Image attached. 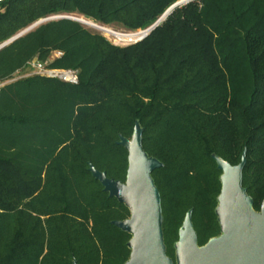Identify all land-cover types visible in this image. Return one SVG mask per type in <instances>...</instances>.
I'll return each mask as SVG.
<instances>
[{"label":"trees","instance_id":"obj_1","mask_svg":"<svg viewBox=\"0 0 264 264\" xmlns=\"http://www.w3.org/2000/svg\"><path fill=\"white\" fill-rule=\"evenodd\" d=\"M178 1L2 0L0 45L56 16L144 31ZM32 62L76 71L78 83L38 75ZM0 82V264L127 261L130 235L111 222L129 211L88 163L124 182L117 142L135 122L144 152L163 164L151 177L168 257L189 210L198 246L220 234L212 155L237 165L246 150L242 186L255 210L264 200V0H193L123 47L49 20L0 49Z\"/></svg>","mask_w":264,"mask_h":264},{"label":"water","instance_id":"obj_2","mask_svg":"<svg viewBox=\"0 0 264 264\" xmlns=\"http://www.w3.org/2000/svg\"><path fill=\"white\" fill-rule=\"evenodd\" d=\"M193 0H180L145 31V35L163 21L175 8ZM55 19H70L85 23L78 18L56 16L38 21L15 37L0 45V49L31 30L33 27ZM91 28L104 31L95 24ZM142 129L135 122L131 137L119 136L118 145L127 152L125 181L110 179L88 163L92 178L100 183L109 198H115L129 211L125 220L111 224L130 235L126 247L129 257L124 264H264V200L259 210L253 208V200L242 186V172L246 165V150L237 165H230L212 155L219 176L220 192L214 213L220 234L198 246L189 210L178 230L173 244L174 260L167 256L162 232V210L159 192L151 174L163 166L157 159L148 157L142 148ZM73 264H76L73 261Z\"/></svg>","mask_w":264,"mask_h":264},{"label":"built area","instance_id":"obj_3","mask_svg":"<svg viewBox=\"0 0 264 264\" xmlns=\"http://www.w3.org/2000/svg\"><path fill=\"white\" fill-rule=\"evenodd\" d=\"M145 31L146 30L138 31L135 33H120L121 36L119 38L114 37V39H116L115 41L122 42L124 46L135 44L147 36V34L145 35ZM53 55L54 57L58 58L62 55V53L54 52ZM31 66L35 69L38 75H41L43 77L58 80L70 85H76L78 83V75L76 71L51 69L46 66V63L41 64L38 62H32ZM2 86L3 83L0 82V90Z\"/></svg>","mask_w":264,"mask_h":264},{"label":"rangeland","instance_id":"obj_4","mask_svg":"<svg viewBox=\"0 0 264 264\" xmlns=\"http://www.w3.org/2000/svg\"><path fill=\"white\" fill-rule=\"evenodd\" d=\"M92 29H94V28H92ZM94 30H96V29H94ZM97 31H99V30H97ZM111 44H113V45H115V46H120V47H123L124 45H123V43L122 42H118V41H115L116 39H114V37L113 36H109V35H106V33H104V32H102V31H99ZM116 44H115V43ZM52 57H54V55L52 54ZM51 57V58H52ZM173 255H172V259L174 260V251H173V253H172Z\"/></svg>","mask_w":264,"mask_h":264},{"label":"bare ground","instance_id":"obj_5","mask_svg":"<svg viewBox=\"0 0 264 264\" xmlns=\"http://www.w3.org/2000/svg\"><path fill=\"white\" fill-rule=\"evenodd\" d=\"M80 20L83 21V22H85L82 25H85V26H88V27H90L88 24H93V23H91L89 21H85L83 19H80ZM102 32L106 33V35L113 36L115 38H119L121 36L120 33L115 32V31H113L111 29H108V28H104V31H102Z\"/></svg>","mask_w":264,"mask_h":264},{"label":"flooded vegetation","instance_id":"obj_6","mask_svg":"<svg viewBox=\"0 0 264 264\" xmlns=\"http://www.w3.org/2000/svg\"><path fill=\"white\" fill-rule=\"evenodd\" d=\"M259 210V209H258Z\"/></svg>","mask_w":264,"mask_h":264}]
</instances>
